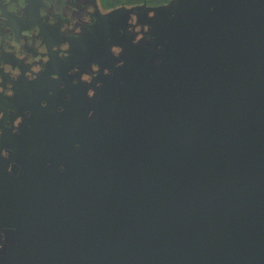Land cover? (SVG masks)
<instances>
[{
  "label": "water",
  "instance_id": "1",
  "mask_svg": "<svg viewBox=\"0 0 264 264\" xmlns=\"http://www.w3.org/2000/svg\"><path fill=\"white\" fill-rule=\"evenodd\" d=\"M53 4L0 0V264H264V0Z\"/></svg>",
  "mask_w": 264,
  "mask_h": 264
},
{
  "label": "flooded vegetation",
  "instance_id": "2",
  "mask_svg": "<svg viewBox=\"0 0 264 264\" xmlns=\"http://www.w3.org/2000/svg\"><path fill=\"white\" fill-rule=\"evenodd\" d=\"M48 6L50 7L52 5V3H54L53 5H55L54 10H56L57 8H63V10H65L68 13V23L71 24V28L73 30H78L81 27V20L84 19L83 14L85 13L84 8L85 5L91 3V0H47ZM99 6L101 8H110L112 7L111 5L114 4V1H107V3L105 2H101V0H98ZM142 3H146V1L143 0ZM114 7V6H113ZM83 9V10H82ZM45 12H49L48 9H43ZM53 13H51L50 11V15H52ZM52 16H50L49 18H51ZM72 18H74V21H72ZM47 29V28H45ZM2 46V44H0ZM6 45L3 44V46L1 47V49H6L5 48ZM14 49V47H13ZM12 51L9 53L11 54L13 52ZM3 54L0 55V57H2ZM16 57V55H15ZM17 58L19 60H14L15 64H18L22 71H25V68L28 71V77L31 78L33 75H35L36 73L39 72V70L41 69V62L45 61L47 58L46 56H36V59L34 60L33 63H28L27 60H25L24 58L18 57ZM18 75V74H17ZM19 76V75H18ZM18 76H14V78H18ZM2 83V82H1ZM4 83V82H3Z\"/></svg>",
  "mask_w": 264,
  "mask_h": 264
},
{
  "label": "trees",
  "instance_id": "3",
  "mask_svg": "<svg viewBox=\"0 0 264 264\" xmlns=\"http://www.w3.org/2000/svg\"><path fill=\"white\" fill-rule=\"evenodd\" d=\"M109 0H101V2L107 3ZM111 2L114 1L113 6H118L121 4H136V3H142L143 0H110ZM148 5H159L168 2L169 0H144Z\"/></svg>",
  "mask_w": 264,
  "mask_h": 264
}]
</instances>
